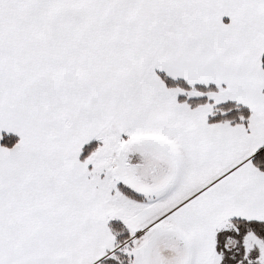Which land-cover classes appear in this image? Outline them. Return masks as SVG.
Returning <instances> with one entry per match:
<instances>
[{
  "label": "snow or ice",
  "instance_id": "snow-or-ice-1",
  "mask_svg": "<svg viewBox=\"0 0 264 264\" xmlns=\"http://www.w3.org/2000/svg\"><path fill=\"white\" fill-rule=\"evenodd\" d=\"M0 264H264V0H0Z\"/></svg>",
  "mask_w": 264,
  "mask_h": 264
}]
</instances>
